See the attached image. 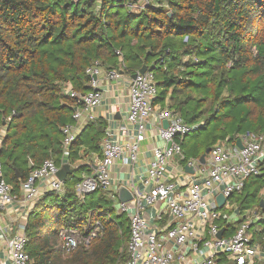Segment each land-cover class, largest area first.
<instances>
[{
  "label": "trees",
  "instance_id": "trees-1",
  "mask_svg": "<svg viewBox=\"0 0 264 264\" xmlns=\"http://www.w3.org/2000/svg\"><path fill=\"white\" fill-rule=\"evenodd\" d=\"M128 0H0V163L13 194L30 171L52 160L65 193H46L27 219L29 264H118L127 260L129 222L116 215L105 191L79 199L76 173L90 165L62 164L61 128L72 125L79 95L91 88L86 70L121 72L142 66L158 89L156 103L179 114L193 130L199 158L219 142L236 144L249 133L264 136V0H152L137 10ZM166 102V103H165ZM246 125L247 129L243 130ZM105 125L93 121L69 146V164L98 153ZM187 152L192 150L184 148ZM195 151V153H194ZM100 155V154H99ZM89 157V156H88ZM207 157V156H206ZM33 166H30L29 163ZM239 212L251 203L262 218L250 227L264 244V161L230 198ZM262 203V205H261ZM223 211V210H220ZM101 233L88 247L64 255L61 229ZM239 222L226 225L235 230ZM256 264H264V260Z\"/></svg>",
  "mask_w": 264,
  "mask_h": 264
},
{
  "label": "built area",
  "instance_id": "built-area-1",
  "mask_svg": "<svg viewBox=\"0 0 264 264\" xmlns=\"http://www.w3.org/2000/svg\"><path fill=\"white\" fill-rule=\"evenodd\" d=\"M132 9L147 6L152 0H134ZM91 78V90L79 95L67 89L77 106L72 114V125L61 128L63 135V158L69 155V146L75 140L83 125L95 120L94 111L102 102V91L98 87V77L103 74L95 62L86 70ZM138 74V73H137ZM121 72L112 70L105 73L106 80L115 82L123 78ZM158 89L151 72L129 78L126 124L118 127L126 137L120 143L106 136L102 139L101 158L95 170L76 184L75 192L79 199L102 189L112 192L113 183L110 168L117 160L124 165L134 164L141 144L147 133L154 130L162 146L151 149V161L143 178L139 177L143 189L131 184L132 200L116 202L113 208L124 214L129 222V240L126 247L127 260L118 264H256L264 260V244H260L250 231V227L261 220L255 210L239 212L230 198L241 192L247 178L260 174L264 161V136L249 133L240 137L242 148L226 142L215 144L206 157V163L198 160H184L179 141L191 133L193 127L186 124L179 114L168 108L160 109L155 102ZM167 121V128L163 127ZM169 145V147H168ZM174 157L193 170L184 175L181 186L168 179V167ZM30 166L33 164L30 162ZM59 168L52 160L44 161L30 171L21 182V198L13 194L12 187L3 178L0 163V241H3L5 258L0 264H29L26 250V224H10L4 228L3 216L17 204L24 206L37 202L44 194L63 196L65 189L58 178ZM116 190V189H114ZM225 198L223 208L219 209L216 196ZM159 205L153 218L147 217V209ZM236 207V208H234ZM223 210V211H220ZM238 212V213H237ZM238 218L239 224L232 235L225 236L226 225ZM264 218V216H263ZM10 233L5 236L8 232ZM101 225L95 222L92 229H61L58 238L62 242L64 255H68L79 245L88 247L102 232ZM222 231L221 237L218 234Z\"/></svg>",
  "mask_w": 264,
  "mask_h": 264
},
{
  "label": "crops",
  "instance_id": "crops-1",
  "mask_svg": "<svg viewBox=\"0 0 264 264\" xmlns=\"http://www.w3.org/2000/svg\"><path fill=\"white\" fill-rule=\"evenodd\" d=\"M128 1H133V0H128ZM97 81H98L97 82L98 87L102 91V102L101 105L94 111L95 121L96 122L102 121L105 125L103 138L109 136L114 138L116 141L120 143H124L126 142V137L123 135L122 132L118 131L119 129L118 127L127 126L125 118H126V110H127L129 78L123 76V78L118 81L109 82L106 80L105 73H103L98 77ZM157 106L160 109L167 108V107H161V104H158ZM86 125L87 124L83 125L81 127V130ZM155 145L162 146L164 145V143L158 139L156 132L152 130L147 133L146 140L141 144L139 154L137 156V160L134 164L124 165L122 163L123 162L122 160H117L112 165V167L110 168V176L113 183V189L110 192H112L115 196L114 199L113 198L111 199L113 203L117 201L119 202L117 198V189L121 186L126 187L129 191H131L132 189L131 184H134V186L139 189L144 188L141 180H139V177L143 178L147 165L149 164L152 158L151 149ZM100 158H101V147L98 153H89L87 157L86 156H84L83 158L81 157V160L75 161L74 163L71 164H69L68 159L63 158L62 164L64 166H70V168H76L79 165L87 164L86 162H88V164L90 165L91 172L84 173L82 175V178H84L90 175L95 170ZM185 166H186L185 163L180 161L178 157L177 158L174 157L173 161L168 167V177H169L168 179H172L173 181L178 182L182 186L185 181L184 175L187 173L184 170ZM106 194L109 195L108 193ZM16 195L19 198H21L22 197L21 191L19 190V192L16 193ZM37 202L28 206L27 205L24 206L20 203L19 204L16 203L15 205L11 206L3 216L4 228L8 229L10 224H18V223H24L27 226V219L30 216L31 211L33 210ZM158 208L159 205L153 207V209H147L146 212L147 217L152 219L154 214L156 213V209ZM252 210H255V208ZM234 218L235 219L232 220V222L241 221L236 217ZM9 233L10 231L8 230L5 236H7ZM232 233L233 230L231 231L227 229L225 236L228 237L232 235ZM0 239H3V237ZM4 258H5L4 244L3 241H0V263L4 260Z\"/></svg>",
  "mask_w": 264,
  "mask_h": 264
},
{
  "label": "water",
  "instance_id": "water-1",
  "mask_svg": "<svg viewBox=\"0 0 264 264\" xmlns=\"http://www.w3.org/2000/svg\"><path fill=\"white\" fill-rule=\"evenodd\" d=\"M146 71H147L146 66H142L141 69L139 70L138 74H144ZM138 74L132 75L131 76V79L134 80L137 77ZM167 126H168L167 121H163V127L164 128H167ZM236 146L239 149L242 148L240 139H238L236 141ZM168 147H169V145H168ZM209 151H210V149L208 148L205 151V153L200 156V158H199V163L200 164L204 165L206 163V156L208 155ZM184 170H185V172H187L189 174H192L193 173V170L190 167H188V166H185L184 167ZM61 175H62V172L59 171L58 172V178L63 181V178H62ZM117 198H118L119 202H121V203L129 202V201L132 200V194H131V192L126 187L121 186V187H119L117 189ZM215 200H216V203H217L219 209L223 208L224 203L226 201L225 198L222 195H218V196H216V199ZM261 205H262V203H261ZM222 231L223 230H220V232L218 234V238L221 237Z\"/></svg>",
  "mask_w": 264,
  "mask_h": 264
},
{
  "label": "rangeland",
  "instance_id": "rangeland-1",
  "mask_svg": "<svg viewBox=\"0 0 264 264\" xmlns=\"http://www.w3.org/2000/svg\"><path fill=\"white\" fill-rule=\"evenodd\" d=\"M242 127H243V130H246V129H247V126H246V125H244V126H242ZM198 138H199V137H197V136L191 134V135H189V136L185 139V140H186V143H185L184 147H183V145H182V149H183V152L185 153L186 156L189 157V156H192V155H193V149H192V147H195V145H196L197 142H198ZM199 140H201V138H199ZM187 147H189V149L191 148L192 150H189V152H187V151L184 149V148H187ZM194 153H195V151H194ZM82 175H83V173H80V172L76 173L77 178L82 177ZM104 197H105V200H97V201H96V202L98 203L99 206H105V205L107 204L108 201H111L113 205H116V202L113 203V201L111 200V198H110L109 195L105 194ZM252 206H253V205L250 203V204H249V207H248L247 209L252 210V209H253ZM116 215H119V214L116 212ZM263 257H264V255H262V258H263Z\"/></svg>",
  "mask_w": 264,
  "mask_h": 264
}]
</instances>
